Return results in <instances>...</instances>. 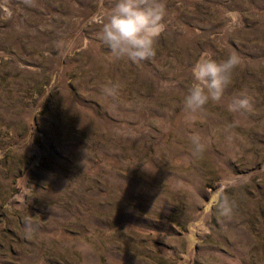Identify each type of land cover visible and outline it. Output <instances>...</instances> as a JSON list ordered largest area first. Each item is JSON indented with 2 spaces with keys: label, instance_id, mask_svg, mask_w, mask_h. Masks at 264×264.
Listing matches in <instances>:
<instances>
[{
  "label": "rangeland",
  "instance_id": "1",
  "mask_svg": "<svg viewBox=\"0 0 264 264\" xmlns=\"http://www.w3.org/2000/svg\"><path fill=\"white\" fill-rule=\"evenodd\" d=\"M113 2L0 0V264H264V0H166L140 63L99 39ZM205 51L241 63L190 114Z\"/></svg>",
  "mask_w": 264,
  "mask_h": 264
},
{
  "label": "clouds",
  "instance_id": "2",
  "mask_svg": "<svg viewBox=\"0 0 264 264\" xmlns=\"http://www.w3.org/2000/svg\"><path fill=\"white\" fill-rule=\"evenodd\" d=\"M166 15V0H114L111 9L98 13L95 20L100 26L99 39L110 49L113 59L126 58L133 63H140L155 57L157 40L167 29ZM225 15L228 18L225 28L235 30L238 13L227 11ZM240 63L241 58L235 51L221 60L214 59L209 51L202 53L190 70L192 83L184 97L186 112L196 114L210 102H220ZM104 90L109 93L112 91L109 88ZM252 106L251 96L242 92L227 104V110L239 113L250 111ZM189 138L197 152L203 150L199 133H193ZM228 183L234 184V181ZM235 206L236 202L223 195L221 189V214L229 216Z\"/></svg>",
  "mask_w": 264,
  "mask_h": 264
}]
</instances>
